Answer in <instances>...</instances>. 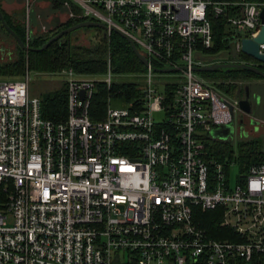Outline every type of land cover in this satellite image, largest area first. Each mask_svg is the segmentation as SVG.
Instances as JSON below:
<instances>
[{
  "label": "built area",
  "instance_id": "2783aa9c",
  "mask_svg": "<svg viewBox=\"0 0 264 264\" xmlns=\"http://www.w3.org/2000/svg\"><path fill=\"white\" fill-rule=\"evenodd\" d=\"M240 3L241 14L228 21L254 35L264 1ZM63 4L80 8L69 16L103 21L107 34L114 27L130 37L146 69H61L68 103L57 122L42 117L39 97L29 94V72L0 78V264H264V162L230 181L233 164L226 170L206 158L201 141L245 113L239 98L194 69L209 63L200 53L212 45L207 6L219 14L223 3ZM154 62L179 68L158 71ZM123 78L139 82V99L114 105L108 98L104 117L91 119L96 82L109 87ZM194 206L220 207V225L234 236L209 237Z\"/></svg>",
  "mask_w": 264,
  "mask_h": 264
},
{
  "label": "trees",
  "instance_id": "16d2710c",
  "mask_svg": "<svg viewBox=\"0 0 264 264\" xmlns=\"http://www.w3.org/2000/svg\"><path fill=\"white\" fill-rule=\"evenodd\" d=\"M0 0V8L7 24L20 36L23 42L30 46H40L47 38L62 28L89 19L87 16H68L61 22L54 21L52 28L45 32L34 33L26 38L25 7L14 8L11 12L6 11ZM50 9H68L63 5V0H47ZM222 2L223 13L215 14L211 4H208L206 15L210 22L212 32V45L201 48L200 53L208 62L234 61L256 63L264 69V63L252 56L235 48V37H241L248 33L236 29L228 21L229 17L238 16L242 12L241 1L243 0H210ZM264 1V0H246ZM69 8L79 12L80 8L70 4ZM43 11L39 9L40 15ZM30 21L38 24L36 18L37 7L30 10ZM1 34L13 41V48L9 51V57L0 59V77L18 78L25 72H58L63 68L71 67L77 73L99 74L106 70L110 63L111 70L118 75L140 73L146 66L137 57L129 41L118 32L111 30L109 34L100 26H81L70 32H65L59 38L51 41L45 48L39 50H25L16 41L14 36L0 23ZM94 30V40L89 44L77 42L76 35L82 30ZM219 55V56H217ZM217 56V57H216ZM158 67L159 63H152ZM198 73L212 79L215 87L228 95L243 97L245 86L250 93L260 96L258 103L253 102L252 114L264 117V77L251 69L232 67L228 71L218 68ZM31 84V85H30ZM38 82L30 79L28 91L30 95H36L40 99V111L44 118L55 122L64 120L67 115V82L63 79L58 86L44 88ZM139 82L128 79H115L111 86L104 81L98 80L96 88L89 102V116L91 119H102L105 115L108 98L115 105H124L127 102L139 99ZM43 87V89H41ZM264 125V124H263ZM205 149V157L212 158L224 164L226 170L230 162L237 166V174H244L250 165L264 162V126L255 134L238 135L235 141L230 137H219L211 132L201 136ZM230 168V167H229ZM195 217L206 228L207 235L213 238L232 237V229L226 225H220L222 209L220 207L201 210L194 206ZM196 264H208L206 260L199 259Z\"/></svg>",
  "mask_w": 264,
  "mask_h": 264
},
{
  "label": "water",
  "instance_id": "95a60500",
  "mask_svg": "<svg viewBox=\"0 0 264 264\" xmlns=\"http://www.w3.org/2000/svg\"><path fill=\"white\" fill-rule=\"evenodd\" d=\"M0 21L2 25L14 36L16 39L17 43L26 51L27 50H39L45 48L51 41L59 38L62 34L65 32H70L73 29H76L81 26H100L105 29H107V25L100 20H93V19H85L82 21H79L77 23H74L72 25H69L65 28L60 29L53 35H51L49 38L46 39L40 46L33 47L28 45L27 43H24L20 36L7 24V22L4 19L3 13L0 8ZM260 21L261 25L258 28L257 32L254 35L247 36L243 35L240 37V50L250 56H252L254 59L257 61L264 63V50L260 49V44H264V6L260 10ZM112 30L118 32L120 35L125 37L137 57L142 61L144 65L147 64V58L146 56L138 49L137 45L135 42L125 35L123 32H121L119 29L111 27ZM232 67H243V68H248L251 69L252 71L262 75L264 77V69L259 67L258 64L256 63H248V62H234V61H215V62H209L205 63L203 65L199 66H194V69L196 71H208V70H214L218 68H222L226 71H228ZM179 67L177 66H163V67H155L156 70L158 71H163V72H168L171 70H177ZM253 94L249 93L248 86H245V93L243 97L239 98V106L241 109L246 112V113H252L251 109V104H252V98ZM232 130V125H226V126H221L218 127L214 130L211 131L212 135L214 136H219V137H226L230 131Z\"/></svg>",
  "mask_w": 264,
  "mask_h": 264
},
{
  "label": "rangeland",
  "instance_id": "374dc122",
  "mask_svg": "<svg viewBox=\"0 0 264 264\" xmlns=\"http://www.w3.org/2000/svg\"><path fill=\"white\" fill-rule=\"evenodd\" d=\"M27 2H29V3H27ZM1 5L8 12H11L12 10H14V8L25 7V16L29 20H30V13H29L30 10L34 6L37 7L36 18L39 19V23L38 24L37 23L32 24L31 21L29 22L30 23L29 30H30V32H34V33L45 32L48 29L52 28L54 25V21H56V18H57L58 23L65 20L69 16V14H70L69 11L71 10L65 4H63V5L66 8L68 7V9H57V10L53 9L52 10V9H50L49 2L47 0H33V1L32 0H29V1H27V0H2ZM26 5L28 7H26ZM39 9H41V11H43L42 15H40ZM75 40L79 43L89 44L90 41L94 40V30L89 29V30H85V31L84 30L79 31V33H77V35H76ZM9 48L10 49L13 48V43L9 46ZM8 55L9 54L7 53V50H1L0 59L4 60V59L9 57ZM217 56H219V55H217ZM29 74H30V79L32 81L38 82L39 84H45V85H43L44 88L56 87L64 79V75L62 73H59V72H41V73H38L35 71H29ZM22 76H20V77H22ZM0 78H2V77H0ZM43 87L41 89H43ZM235 126H236V124H235ZM238 135H239L238 131H236V129L234 130L233 126H232V130L230 131V133L226 137H230L233 141H235V139L237 138ZM236 175H237V166L233 164L230 166V172H229L230 181L234 180Z\"/></svg>",
  "mask_w": 264,
  "mask_h": 264
},
{
  "label": "crops",
  "instance_id": "0c3cea01",
  "mask_svg": "<svg viewBox=\"0 0 264 264\" xmlns=\"http://www.w3.org/2000/svg\"><path fill=\"white\" fill-rule=\"evenodd\" d=\"M263 83H264V80H263ZM259 95L258 96H255V100L256 102L259 101ZM251 109H252V106H251ZM246 116V117H250V123L248 124H243L242 121H243V117ZM259 116H255L254 114H251V113H244L242 116H239L237 117V119H235L234 123H233V129L236 131H238V134L239 135H247V134H255L257 133L264 125V123L262 121L259 120ZM260 119H264L263 118H260ZM236 124V126H235Z\"/></svg>",
  "mask_w": 264,
  "mask_h": 264
},
{
  "label": "flooded vegetation",
  "instance_id": "af4514ba",
  "mask_svg": "<svg viewBox=\"0 0 264 264\" xmlns=\"http://www.w3.org/2000/svg\"><path fill=\"white\" fill-rule=\"evenodd\" d=\"M30 20L28 19L27 20V18H26V16H25V28H26V32H28V34H29V36L31 35V32H30V30H29V28H30ZM0 23H1V21H0ZM2 24V23H1ZM6 29V28H5ZM7 30V29H6ZM27 38V37H26ZM13 43V41L11 40V39H8V38H6V37H4L2 34H1V28H0V52H1V50H7V53L9 54V51L11 50L10 48H9V46L11 45ZM25 43V42H24ZM248 63H251V62H248ZM257 63V62H256ZM250 93V92H249ZM251 94H253V97H251L252 98V101L253 102H255V103H258V102H256V100H255V96H258V94L256 93H251ZM259 100H260V97H259ZM253 102H252V104H253ZM252 104H251V106H252ZM252 114V113H251ZM243 121H242V123L243 124H248V123H250V117H246V116H244L243 118Z\"/></svg>",
  "mask_w": 264,
  "mask_h": 264
}]
</instances>
